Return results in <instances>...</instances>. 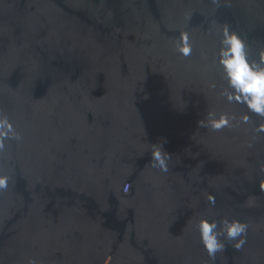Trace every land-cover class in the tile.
<instances>
[{
  "label": "water",
  "instance_id": "water-1",
  "mask_svg": "<svg viewBox=\"0 0 264 264\" xmlns=\"http://www.w3.org/2000/svg\"><path fill=\"white\" fill-rule=\"evenodd\" d=\"M224 25L259 58L264 0H0V113L20 135L0 152V264H264V118L220 94ZM209 111L250 120L213 132ZM201 216L246 222L247 243L211 261Z\"/></svg>",
  "mask_w": 264,
  "mask_h": 264
},
{
  "label": "clouds",
  "instance_id": "clouds-1",
  "mask_svg": "<svg viewBox=\"0 0 264 264\" xmlns=\"http://www.w3.org/2000/svg\"><path fill=\"white\" fill-rule=\"evenodd\" d=\"M193 45L190 34L181 32L176 41V50L184 57L192 53ZM244 37L227 25L219 32V45L214 56V64L220 72L225 87L220 94L229 104L242 105L248 113L264 118V49L258 53V59H253L248 51ZM215 87V85H213ZM250 116L245 113L239 118L235 114L209 111L204 119L197 121L199 127L219 132L225 128L236 126L234 122L247 124ZM256 132H264V124H260ZM16 126L7 114L0 113V152H3L11 140H19ZM170 153L164 150L162 143L152 145L151 166L162 173L169 171ZM8 186V177L0 173V191ZM209 204L215 206V197L209 195ZM200 243L211 261L216 260V254L226 250L225 240L237 251L247 243L249 225L237 218L213 219L201 216L195 224ZM29 264H35L30 260Z\"/></svg>",
  "mask_w": 264,
  "mask_h": 264
}]
</instances>
